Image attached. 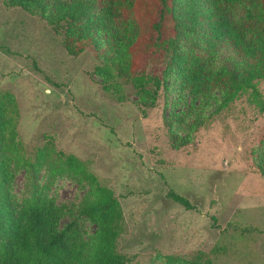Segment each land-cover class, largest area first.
<instances>
[{
	"label": "rangeland",
	"instance_id": "obj_1",
	"mask_svg": "<svg viewBox=\"0 0 264 264\" xmlns=\"http://www.w3.org/2000/svg\"><path fill=\"white\" fill-rule=\"evenodd\" d=\"M146 3L137 11L144 42L132 57L135 71L163 83L153 104L131 81L99 72L110 62L104 53L85 43L70 54L63 26L0 0V101L12 122L13 200L21 207L32 191L28 162L45 149L37 190L61 207L59 229L68 228L76 245L91 242L96 227L82 212L89 187L60 158L73 155L120 203L116 250L125 264H170L169 257L189 264L197 255L211 264H264V111L248 92L221 106V88L197 97L183 89L167 68L169 49L147 42ZM205 40L196 33L178 45L215 67L238 62L227 45L206 51ZM257 88L264 102V79ZM171 114L185 119L172 124L187 140L177 148L164 124Z\"/></svg>",
	"mask_w": 264,
	"mask_h": 264
},
{
	"label": "trees",
	"instance_id": "obj_2",
	"mask_svg": "<svg viewBox=\"0 0 264 264\" xmlns=\"http://www.w3.org/2000/svg\"><path fill=\"white\" fill-rule=\"evenodd\" d=\"M9 6L39 14L54 27L63 26L64 47L72 55L89 43L104 53L110 62L99 68L106 78L131 81L147 94L150 104L163 84L157 74L135 71L132 53L140 47L142 28L137 11L142 0H6ZM240 8L241 14L236 10ZM147 42L169 49L168 70L179 78L180 86L193 96L210 95L221 88V106L248 92L261 111L264 102L257 88L264 79V0H147L145 4ZM121 21V26L116 21ZM203 33L206 47L227 45L238 62L213 66L207 55L183 51L178 42L188 35ZM144 42V41H143ZM150 85V88L147 86ZM0 101V264H125L127 256L116 250L122 232V211L112 190L101 185L83 162L73 155L60 154L64 170L85 181L89 200L83 214L96 227L91 242L75 244L68 228L59 229L61 207L48 201L37 190L36 176L47 157L41 150L35 161L28 162L33 189L21 207L14 202L11 187V152L15 149L11 118ZM185 124L181 114H171L164 124L172 147L186 144L172 129L173 123ZM169 197L187 209L193 205L182 195L169 191ZM71 224L68 226L70 227ZM173 264V258L169 257ZM189 264H211L208 257L197 255Z\"/></svg>",
	"mask_w": 264,
	"mask_h": 264
}]
</instances>
